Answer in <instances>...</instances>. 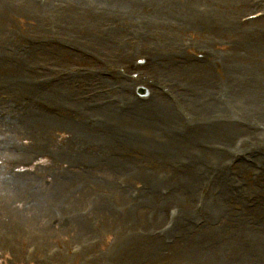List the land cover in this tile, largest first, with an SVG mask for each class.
<instances>
[{"label": "bare ground", "instance_id": "1", "mask_svg": "<svg viewBox=\"0 0 264 264\" xmlns=\"http://www.w3.org/2000/svg\"><path fill=\"white\" fill-rule=\"evenodd\" d=\"M16 1H20L21 3L27 2L26 0ZM234 1L235 0H229V2ZM57 2L65 4L66 9L62 10V7L59 8ZM18 3L19 2H17V6L14 4L10 5L12 9L8 10V14L15 19L18 18L20 20L34 22V27L32 29L33 33L35 30L38 31V33L47 32L49 34L52 31L58 32V27L65 25L62 23L65 22L68 28L64 31L70 36L77 37L74 39L82 40L85 44L92 47L97 45L99 51H104L109 54L111 53L110 46L114 42L121 43L119 33H122V30L125 32L132 30L138 33L141 36V41L145 39L148 40L151 36L152 40L150 43H145L148 44L147 49L140 50L141 54H146L148 56V59L145 58V60L154 65H159V63L163 61H175V63L166 64L168 69L174 68L175 70L171 72L162 71L160 75L167 79L170 78L172 81L159 82L156 85L157 92H170L168 90L170 89L172 94H175H171L174 97L173 99L177 101L176 98L179 97L182 104H184V106L186 105V108L183 107L184 109H182L183 112L192 115L194 119L192 122H185L184 124L183 121L186 120L183 119V126L178 128V122L181 119L180 116L176 115L174 111L169 108V102L166 99H163L155 92H151L150 99L145 103L134 101L125 92L127 96L119 92V96L122 97L128 105L127 110L117 109L108 102L107 100L110 94H106V97L105 95L101 97L107 104H104L103 107L100 108L92 107L90 103L83 101L79 102L77 100V91L71 85L72 80L78 79L82 83L88 84L89 82L90 84L92 81L91 79H93L98 81L99 85L103 84V87L106 86L103 89H113L117 86L119 76L123 75L126 82L129 83L130 73L125 67V63L130 62L132 59L129 58V56L123 55L126 53V50H124V52H115V66L112 63H108V68L115 71L118 78L115 75L110 78L103 71H99L98 76H96L94 70L87 69L64 75L62 82H58L50 88H43L45 85L38 81L34 82L35 85L31 87L22 79L19 83H15L17 78L7 79L0 77V89L14 88L18 91L28 89L40 92L59 105L71 104L76 108L77 112L75 115L82 117L85 126H88L92 131H96V128L92 127L89 122H96L97 125H102L104 128L102 135H93L90 138V142L103 149L105 144H102V142L105 141L107 144L105 153H110V145H114L115 142H112L118 136L124 137L126 140L134 143L140 142L141 146L146 148L147 158L151 159V162L155 160L154 157L158 159V164L155 166L157 163L155 161L154 165L151 166V170L154 168L153 173H146V176L149 177L148 179L154 181L153 179H158L160 177L159 173H164L167 182L175 186L173 188L168 186L170 193L166 198L155 195L153 187L149 188L147 192L142 190L139 192L140 199L134 201L131 208L125 207V209H120L121 215L118 218L108 217L104 212H101V216H98L94 224L91 225L86 223L83 209L73 214L70 213L81 203L80 195L83 192L79 190L90 186L89 179L84 180V183L80 182L81 187L74 189L73 195L72 191H70L69 195L65 197V204L67 203L65 207H55V209H52L56 211L58 216L64 217L62 220V228L58 233V239L62 236L65 228H68L70 235L75 234L76 238L87 237L91 229L95 227L98 228L96 225L100 223V221L103 227L102 229L104 230L106 227L109 228L112 224H115V220H118L116 226H114L116 227V231L119 230L123 233L127 223L134 220L131 218L133 213L136 214L135 220H138L137 216L139 209L147 203L153 205L156 209L154 224L158 225L159 222L163 220L164 215L165 217L167 215L164 206L171 203H176L178 205L179 203L178 220L175 227V232H177V234H180L179 232L184 230L188 224V220L191 223L192 220L202 219L203 225L201 227H196L190 224L188 234L177 239L179 242L178 245L173 243V246L166 247L157 238L150 239L134 235L131 239L122 237V243H120L119 247L115 249L111 248L107 251V255L95 256L93 255L94 252H92L93 249L89 246L86 247L84 253H82L77 247V243L81 240L76 239L73 243H76L74 246L77 248L78 255L82 256L83 264L108 263L111 259L126 255L122 252L132 244L130 254H128L130 256V261L132 260L130 264H264V217L261 222L251 221L257 211L263 212L264 214V203L262 201V194H264V186L262 187L264 184V172L262 173V177H260V175V178L257 179L249 177V173L248 175L246 173L240 176V174L250 169L259 172L262 170L260 165H262L264 161V69L262 67V62L257 59L258 56L260 58L259 52H261L262 46H264V26L261 27L259 25L261 20L253 23L241 24L229 19H223V22L219 20V26L210 25L216 28L220 27V31L222 30L226 32L228 36L230 35L237 38L238 41L230 51L226 53L223 61L217 59V57L206 56L204 58L207 60L198 62V64H192L191 61L186 59L187 52L186 54L183 52H176V47L172 46L164 36H161L162 34H166L163 32L164 30L159 29L158 20H161V17H159L160 15L163 16V19L171 15V5L168 0H106L105 4L100 0H45L44 8L34 7L39 13L38 16L27 12L26 8L30 5L29 3L25 6L26 11L21 8ZM221 3L224 4H222V6L220 4V10L217 13L216 10H214L212 13L213 17L218 14L217 17L222 18L223 15H221V10L224 11L226 9L225 3H227V0H221ZM238 5L235 7H238ZM261 6H264V3H262ZM244 7L249 8V5L244 4ZM88 9L92 11L96 10L97 14L108 16L114 21L111 33L109 32V34L106 35L97 34L95 27L92 26L91 21L87 18L86 21L80 24H72V22H69V19H75L84 13L86 14ZM213 9H216V6H213ZM42 10L54 12V18L52 19L53 23L47 24L46 20L43 21ZM195 18L201 17L198 15ZM262 21H264V18ZM195 22L199 21L196 19ZM117 24L120 25L117 27ZM149 26L150 28H154L153 32L147 30ZM196 26H198V24ZM222 31L221 33H224ZM26 35L27 34H25V37ZM254 37L261 39L258 40L260 48L252 43ZM4 38L8 41L11 40L10 36L5 37L0 34V44L3 47L5 46ZM31 39V37L26 39L28 45H30L29 41ZM1 45L2 56L0 62L7 58L9 59V64L4 65L5 67L17 64L19 71L22 72H24L23 63L31 59V56L41 58L42 49L48 50L45 47V43L39 48H28L27 45L23 46L19 44L18 50L15 55L12 56V53L9 52L10 50L7 51V49L3 48ZM181 45L185 46V44ZM196 46L200 53L206 52V48L202 47L200 43ZM54 51L60 52L58 49L52 50V52ZM207 52H209V49H207ZM241 52H245L246 55L242 56ZM247 56L250 60H247ZM243 57H245L247 63L250 62L253 63V65H245L243 63ZM212 60L216 61L215 64H217V62L220 63L223 72L222 76L225 79L224 91L219 90L215 94L217 101L214 99L209 100L208 88L211 82L206 78V69ZM252 66L255 68H251ZM19 71H16L14 74L17 75ZM84 71L85 74L83 73ZM151 77L158 80L154 71L151 73ZM138 82L139 84L150 83L144 76H141ZM187 87H190V89H186ZM187 94L192 96V100L185 101V96ZM0 104L4 105L6 103L0 100ZM25 104V111L17 112V114L21 116V123L23 124H15L16 127L22 126V131L29 127L38 126L36 124H42L41 122H44L42 118L49 119V132L59 129L66 130L71 125V120L67 113L66 119H64V122H61L55 117L42 113L41 110H36L31 104ZM238 106V110L243 112L241 118L240 116L242 113L240 112L237 114L234 110ZM138 112H140L142 117L137 115ZM204 114H208V116L218 115L224 120H220L215 124H209L205 122V120L202 121L200 119L199 116ZM90 116H96L98 122L97 118L96 121H94V118ZM230 128L239 130L241 133H244V131L250 133L256 129L259 130L252 134L244 135V137H242L244 139H240L244 145L243 148H237L233 145V142H231V147L228 150L225 146L227 131L225 132L224 130H229ZM72 130L80 133L88 132L86 129H83L81 132L77 127ZM28 132H30V130ZM43 133H45V129H36L35 139L38 137L41 138ZM193 136H204L207 140V146L202 143L203 146L199 147L198 141H195L194 144H196L198 150H190L189 146L186 144V149L184 148V150L187 152V155L186 157H182V160L176 159V168H171L170 170L166 168V166L163 168L161 166V156L169 152L176 153V148H178V146L180 147L182 145L181 143H186L185 140L187 138ZM245 137H248L247 141ZM65 154L66 151H63L62 155ZM112 155L116 160V163H114V165L116 164L115 168L123 170L125 164L120 159L121 154L117 151L113 152V154L109 155L110 160L114 159ZM226 155H228L229 159H227V162L224 164L223 160L226 158ZM62 159H65L63 165H67L66 161H71L70 156L67 159L64 156ZM203 159L211 160L212 162L205 164L197 176H190L188 173V166L200 162ZM119 161L122 162V164L117 163ZM104 163L106 167L111 165V162L107 159H104ZM234 164H236V167L233 166ZM69 165L72 166L71 164ZM168 166L174 165L168 164ZM194 170L196 172L198 169ZM80 174L84 175L85 173ZM232 177L243 180L245 186L250 189L256 185L261 186V189L255 190L256 196L260 199L259 207L250 208L249 197L246 196L241 185H237V187L234 185L230 186L232 182L230 184L228 182L232 180ZM1 180L2 179H0V193L3 190H7L6 195L9 197L12 193L17 192L18 199L26 196L24 199H26L25 202L28 204L38 203V207L36 208L37 211L47 212L50 210L48 207L50 203L48 197L54 194L57 195V193H62L63 191L57 190L52 182L51 186L48 184L45 188L40 185L41 188L38 193H27L25 189V180H31L28 175L19 174V177H16L14 180ZM198 185L199 188L197 193H191V199L195 195H197L198 199L202 194L203 207L201 211H197L194 207H191V199L189 201L185 198L186 192L194 191ZM202 185H206L207 187H203ZM210 187L214 188L216 191L210 194ZM108 188L110 189L112 187L109 186ZM160 189L159 187L158 190L160 191ZM260 208H263V210ZM25 211L27 212L30 210L26 209ZM214 215H217L219 219L223 220L221 226L218 225L215 218L212 217ZM171 225L167 222L169 228ZM0 232L4 237L2 241L8 240L7 235H12L13 238L16 237L15 232L12 230V225L10 224L7 226L4 225L3 231ZM246 232H250L253 237H246ZM169 233V235L175 236L174 230H169ZM245 239L251 245L248 246L245 244ZM64 240L65 239H61L64 243L62 244L63 254H61L62 252L59 253L58 255L61 254L59 258H66L67 260L72 259L70 256L66 255L64 246L66 241L64 242ZM85 240H90V238ZM50 242H54L53 238L48 239V243ZM87 242L88 241L85 243ZM135 244L138 247H136ZM203 244L207 245L206 250L203 249ZM7 248H9L7 244H2L0 242V252H5ZM67 251H69V248ZM72 255L75 256L77 254L75 253ZM88 256L93 257L89 258ZM173 257L174 260L169 261V259Z\"/></svg>", "mask_w": 264, "mask_h": 264}, {"label": "rangeland", "instance_id": "2", "mask_svg": "<svg viewBox=\"0 0 264 264\" xmlns=\"http://www.w3.org/2000/svg\"><path fill=\"white\" fill-rule=\"evenodd\" d=\"M9 1L15 5H17V2H20L16 0H0V8L4 9L6 6L9 7ZM26 1L27 2H20V6L25 10V6L29 3L30 5L27 6L26 10L27 12L32 13V15H39L38 11L35 9L36 7H45V0H43V2L37 0ZM100 1L105 4L106 0ZM168 1H170L171 5V15L168 17H164L165 19H163V16L160 15L159 17H161V20H158L159 29L164 30L163 32L166 34H162L161 36H164V38L168 40V42H170L172 46L176 47V52H183L185 54L187 52L186 59L188 61H191L192 64H198V62L207 60L204 58L206 56L217 57V59L223 61L226 53H228L238 41L237 38L230 35L228 36L227 33L222 30L221 31L224 33H221L220 27L216 28L215 26L210 25L219 26V20L223 22V19H229L233 22L240 23L241 19L244 17L256 15L258 13L264 14V6H261V4L264 3V0H235L234 2H229V0H227V3H225L226 9L224 11L221 10V15H223L222 18H218V14L215 17L212 16L214 10H216L217 13L220 10V4L221 6L222 4H224L221 3V0ZM244 4H248L249 8H245ZM236 5H238V7H235ZM58 6L59 8L62 7V10L66 9L65 4L58 3ZM213 6H216V9H213ZM0 11L4 10L0 9ZM41 12L43 21L46 20L47 24L53 23L52 19L54 18V12L52 13L46 10H42ZM198 15L201 18H195ZM0 17H2L1 14ZM86 18L91 21L92 26L95 27V31L99 35H106L109 34V32L111 33V28L113 30L114 21L110 17L99 15L97 14L96 10L92 11L91 9H88L86 14L84 13L83 15L75 19H69V22H72V24H80L86 21ZM196 19L199 22H195ZM62 23L65 25L59 26L58 32L52 31L49 34L47 32L38 33V31L35 30L34 34L32 32L34 22L16 18L13 22L5 24L4 19L0 18V30L2 32L4 31L5 36L9 35L10 37H12L14 41L17 40V38L13 31L22 32L23 37L24 34H27L25 40L31 37L32 39L30 40L31 44L29 47L34 46L39 48L43 43H45V45L48 43L51 46L49 50L42 49L41 58H37L36 56L35 58H32L33 61H30L25 65V72L19 71V68H16L17 66L15 67L14 65L5 67L4 65H8V59H4L0 62V77L7 79L17 78V81L15 80V83H19L21 78H24L25 81L29 82H31V80L34 82L38 81L39 83L45 85L43 86V88H50L58 82H62L63 76L67 73L80 72L87 69L94 70L96 76H98L99 71H103L108 75V77L112 78L114 75H117L115 71H112L110 70V68H108V63H112L115 66V52H124V50H126V53H124L123 55L129 56V58L132 59L130 62L125 63V67L129 70L128 72L130 73L129 83L126 82V79L123 75H120L117 86L113 89H109V93L107 94L110 95L107 101L114 105L117 109L127 110L128 105L126 101L119 96V92H122L123 94L126 93L128 96H130L131 99L138 102L140 101L141 103L147 102L148 99H150L151 92H155L163 99H166L169 102V108L173 110L176 115L180 116V121H177L179 123L178 128L183 126V119L186 120L183 121V124L185 122H192L194 120L192 115L183 112L182 109L186 108V105L184 106L180 98L177 97L176 100L179 102L178 104V102L173 99L174 97L172 95L175 94H172V91L170 89H168L170 92L162 91L160 93H158L155 89L154 86L159 82L172 81L170 78L167 79L161 77L160 75L162 71L171 72L172 70H175L174 68L168 69L166 67L167 63H175V61H163L159 63V65H154L150 64V62L148 63L145 60V58L148 59V56L146 54H141L140 50L147 49L148 44L145 43H150V41L152 40L150 35H147L150 36L148 40L145 39L141 41V36L138 33H135L132 30L127 32L122 30V33H119L122 44L114 42L110 46L111 53L109 54L104 51H99L97 49V45H94L95 47H92L85 44L82 40L74 39L77 37L70 36L66 31H64L68 28V26L65 22ZM197 24L198 26H196ZM119 25L120 24H117V27ZM259 25L263 27L264 21L261 20V22H259ZM147 30L153 32L154 28H150L149 26ZM62 38H66L67 43L71 44L79 51L77 52L74 50L75 52H70L63 49L58 43L62 42ZM258 40L261 39H257L254 37L252 39V43L260 48ZM183 43L185 44V46L181 45ZM198 43H200L202 47L206 48V52L200 53L199 50H197L196 45ZM9 46H13V44L11 43L9 44ZM183 47L188 48V50L192 47L193 48L190 51H187L186 49H183ZM262 47L263 48L261 52H259L260 58L258 56L257 59L262 62V67L264 69V46ZM3 48L6 47L4 46ZM12 49L13 48H11L10 50ZM54 49H58L60 52H52V50ZM207 49H209V52H207ZM0 51L2 52L1 48ZM241 54L242 56L246 55L245 52H241ZM247 60H250L248 59V56ZM215 62V60H212L210 65L207 67L206 78L211 82L210 87L208 88L210 98L209 100L214 99L215 101H217L215 98V94L219 90L224 91L225 79L222 76L223 72L221 70L220 63L217 62V64H215ZM33 63L36 64V67ZM243 63L245 65H253V63H247L245 57H243ZM40 66L46 67L47 70L45 72L41 71L38 68ZM251 68L255 67L252 66ZM16 71H19L17 75L14 74ZM153 71L156 73L158 80H154L151 77V73ZM141 76L147 78L150 83L139 84L138 81ZM77 80H72L71 85L77 91V100L79 102H82L84 100L83 102L90 103V106L98 108L103 107L104 104H107L106 101L101 98L103 95H105V97L107 96L106 93L103 94L107 91V89L105 91L103 89L106 86L103 87V84L99 85L98 81H95L93 79H91L92 81L90 80V84L88 82L89 86L88 84L82 83L81 81ZM139 88L146 90L148 93L147 96H139ZM186 89H190V87H187ZM28 98H31V102L29 103H32L36 110H39V107L36 105L37 102V104H40L42 108L57 113L58 118L62 117L59 118L60 120L63 119L67 113L71 120V125L69 126V128L66 130L59 129L49 132V119H45L44 123L42 124H36L38 125H35L36 127L26 128V130L24 131H22V126L16 127V123H18L19 125L23 124L21 123V116L18 115L17 112L24 111L23 107H25V103L28 102ZM0 100L5 101L6 103L4 105L0 104V179L5 181V172L16 177H19L20 173L22 175H28L31 180H25V189L26 192L30 194L38 193L41 186H43V188L47 187L41 181L43 179L49 180V184L50 182L51 184L53 182V186H55L57 190H63L62 193H57V195L54 194L48 197L50 200V203L48 204L50 210H48L47 212L37 211L36 208L38 207V203L28 204L27 202H25L26 199L24 198H26V196H24V198L18 199L17 192L12 193V195L8 197L6 195L7 190L1 191L0 231H3L4 225L7 226L8 224H10L12 225V230L15 232L16 237L13 238L12 235H7L8 240L2 241L4 237L0 232V242L2 244H7L9 247L6 249V253H0V264H14L10 260L11 255H13V257H19L15 260V262L17 260H21L23 255L28 252L26 251L28 247H30V249H37L35 254H31L30 252L31 257H33V255H40L39 252H41V255L48 254L50 251V255H54L52 253L55 252L61 253L63 250V247L61 245L62 242L60 240H57L56 233L58 232V229L60 228L64 217L60 215L58 216L56 211L52 209H55V207H65L67 203L61 206L59 205L58 201H63L65 197L69 195L70 191H72L73 195L74 189H76L77 187H81L80 182L84 183V180L89 179L90 186L79 190L83 192L80 195L81 203L70 213L73 214L76 211H80L82 208H89L90 206H92V200H94L96 202V208L93 210L87 209L88 214L85 216L86 223L91 225L94 224L98 216H101V212H104L108 217L110 216L111 218H118L121 215L120 209H125V207L131 208L134 204V201L140 199L139 192L142 190L147 192L145 189L153 187L155 190V195H158L161 198H165V192H167L168 194L170 193L168 186H170L171 188L175 187L174 184L167 182V178L164 173H159L160 177L158 179H153L154 181H150L148 179L149 177L146 176V173H153L154 168L153 170H151V166L154 165L155 161L157 162L155 164L156 166L158 164V159L154 157L155 160L151 162V159L147 158L146 148L144 146H141L140 142L134 143L126 140L124 137L118 136L112 142H115L114 145H110V153H105L107 149V144L105 141L102 142V144H105L103 149H101L100 146L97 147V145L91 144L90 138L93 135L101 136L102 132H104V128L100 124L97 125L96 122H89L92 127L96 128V131H92L88 126H85L83 118L75 115L77 112L76 108H74L71 104L59 105L55 101H52L48 96L43 95L40 92L32 93L28 89H22L18 91L14 88L0 89ZM186 100H192V96L190 94H187L185 96V101ZM238 108L239 106L234 109L237 114L241 112V110H238ZM241 113L242 114L240 118L243 116V112ZM51 114L53 116L52 112ZM137 115L139 117H142L140 115V112H138ZM210 116H208V114H204L200 115L199 117L202 121L205 120V122H208L209 124H215L220 120H224L218 115H213L211 117ZM66 117L67 116H65V119ZM90 117H93L94 121H96V116ZM76 127L80 129L81 132L83 129H86L88 132L80 133L73 131L72 129H75ZM38 128L45 129V133L41 135V138L37 136L38 138L35 139V131ZM29 130L30 132H28ZM258 130L259 129L253 130L250 133L245 132L244 130V133H241L239 130H234L231 128L229 130H224L225 132L227 131V135L225 137L226 149H230L231 142H233V145L235 147L243 148L244 145L242 144V141L240 139H244L242 138L244 137V135L252 134L254 132H257ZM245 140L247 141L248 137H245ZM195 141H198L197 143L199 147L203 146L202 143L205 145L207 143V140L204 136H193L187 138L185 140L186 143H181L182 145L176 148V153L169 152L161 156V166L163 168L166 166V168H168L169 170L171 168L175 169V166H177L176 161L182 160V157H186L187 155V152L184 150V148L186 149V144L189 146L190 150H198V147L196 146V144H194ZM63 151H66L65 155H62ZM115 151L121 154L120 159L125 164V168L123 170L115 168L116 164L114 165V163H116V160L113 155L112 157L114 159L110 160L109 155L113 154V152ZM64 156L66 159L69 156L71 158V161H66L67 166L62 165L65 161V159H62V157ZM104 159H107L111 162V165L109 167L105 166L106 164L104 163ZM227 159H229L228 155H226V158L223 160L224 164L227 162ZM122 162L119 161L117 163L122 164ZM211 162V160L203 159L200 162L189 165V175L197 176L199 171L203 169V166ZM69 164H71L72 166H70ZM168 164H173L174 166H168ZM69 166L70 168H68ZM233 166L236 167V164H234ZM260 166L262 170H260L259 172L250 169L249 171H245L240 174V176L245 175L246 173L248 175L249 173V177H251L252 179L260 178L262 177V173L264 172V161ZM79 169L82 171H79ZM194 169L198 170L195 172ZM80 173L85 174L82 175ZM228 183H231L230 186L234 185L236 187L237 185H241V187L244 189V192L246 193V196L249 197V202H251V199L254 196L256 197L255 200H259V198L256 196L255 190L261 189V186L256 185L253 186L252 189L247 188L245 186V182L243 180L237 179L236 177H232V180H229ZM109 186H111L113 189H109ZM202 186L207 187L206 185ZM263 186L264 184L262 185V187ZM159 187L161 188L160 191L158 190ZM198 188L199 185L195 188L194 191H189L188 193L186 192L185 198L190 200L191 193H197ZM213 191L216 190L214 188H211L210 194L214 193ZM262 195V201L264 203V194ZM194 198V200L196 201L191 202V207L194 206L195 208H197V195H195ZM178 205L180 204L178 203ZM178 205L176 203H171L165 205L164 209L168 214V211L171 209H173L171 210V212H175L174 209H178ZM197 206L200 210L202 208V202L198 203ZM26 209L30 211L26 212ZM260 209L263 210V208ZM153 211H156L153 205L149 203L143 205L138 211V220H135L136 214L133 213L131 218L134 220L127 223V225L124 227L125 229L123 230V233L119 230L116 231L115 226L118 220H115V224H112L109 228L106 227L104 230L102 229L103 227L102 224H100V221V223L96 225L98 228L95 227L94 229H91L88 232L87 237L83 239H76L85 240L91 238V236L93 235H97L100 239L101 244L96 250L99 253H106L109 247L112 248L110 246L111 244L117 243L115 247H118L119 244L122 243L120 241L121 239H123L122 237L129 236L128 232L132 233L133 235H139L140 231L146 233L148 228L154 227L157 229L161 228V226L163 227V222L166 219L165 215L163 217V220L160 221L158 225H150L151 213H153ZM212 217H214L217 222H220L221 220V223L219 225H222V219H219L217 215H214ZM263 217V212L257 211L252 217L251 221L261 222L263 221ZM54 221L59 222L60 224H58L56 228L53 227ZM188 229L189 226H186L183 232ZM65 230H67V228H65ZM65 235L68 236V234L66 233ZM73 236L75 237V234H73L71 237L69 236L66 238V253L68 252L67 250L69 248V245L72 243ZM245 236L250 237L252 235L250 232H246ZM49 238H53L54 242L47 243ZM17 239L19 242L17 241ZM14 242L16 244V248ZM244 243L248 244V246L251 245L246 241V239ZM131 246L127 247L124 250V254H126V257L116 258L111 260V262L113 263L105 264H130L131 261L128 254H130ZM135 246L138 247L136 244ZM203 249H207L206 244H203ZM61 254H63V252ZM78 259L79 260H67L66 258H57L54 260L53 258L51 261L55 264H83L81 257H79ZM170 260H174V257L170 258L169 261ZM41 262L42 261H40V263ZM22 263L25 264L24 262ZM42 263L46 264L44 262Z\"/></svg>", "mask_w": 264, "mask_h": 264}]
</instances>
